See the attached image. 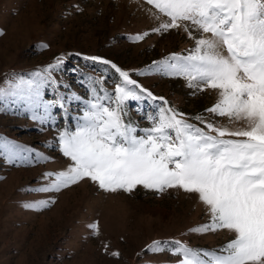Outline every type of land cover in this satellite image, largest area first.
<instances>
[{"label":"snow or ice","instance_id":"6c2138e0","mask_svg":"<svg viewBox=\"0 0 264 264\" xmlns=\"http://www.w3.org/2000/svg\"><path fill=\"white\" fill-rule=\"evenodd\" d=\"M159 22L151 32L182 31L193 41L187 54L171 53L153 61L147 72L181 77L193 95L214 91L215 103L206 113L227 118L217 124L203 115L190 122L186 115L155 97L130 72L110 60L86 57L108 66L118 82L104 87L110 77H90V96L81 98L59 90L45 99L48 86H61L52 73L63 56L29 74L12 73L0 83V111L19 108L40 124L56 125L55 109L65 120L68 105L82 107L74 125L57 130L55 141L67 165L42 174L32 191L59 193L88 180L105 192L132 193L138 186L162 193L181 189L205 205L209 222L190 229L196 233L233 234L216 250L194 249L178 239L154 240L148 250L168 251L175 264H264V0H146ZM164 17V19H162ZM0 34H3L0 31ZM149 32L132 37L141 41ZM47 48V44L42 45ZM159 102L146 115L149 127L126 119L127 105ZM0 139V157L24 164L50 160L43 153ZM55 198L26 201V209L41 211ZM93 235L99 225H88ZM107 250V245H105ZM111 255L119 256V252Z\"/></svg>","mask_w":264,"mask_h":264},{"label":"rangeland","instance_id":"374dc122","mask_svg":"<svg viewBox=\"0 0 264 264\" xmlns=\"http://www.w3.org/2000/svg\"><path fill=\"white\" fill-rule=\"evenodd\" d=\"M150 7L146 0H0V83L12 73L29 74L63 56L62 65L52 73L61 86L46 87L45 99H54L57 90L87 99L90 77H110L104 83L109 90L118 82L111 69L105 71L108 66L86 59L98 56L129 71L132 79L155 97H163L190 122L202 127L193 118L203 115L227 124V118L205 112L215 103L216 92L193 95L181 77L138 74L147 72L153 61L174 52L187 54L193 47L182 31L151 32L160 21L150 14ZM144 32L150 34L143 40L132 39ZM158 105L142 103L140 112L130 102L126 119L149 127L146 115ZM67 107V120L55 109V126L40 124L19 108L0 111V139L28 147L33 158L36 153L52 158L12 164L0 157V264H175L178 257L149 251L148 245L178 239L194 249L216 250L233 238L228 231H190L210 217L196 195L181 189L158 193L138 186L132 193H109L85 180L59 193L32 191L45 183L43 173L67 165L55 137L66 123L74 125L72 117L82 105L73 102ZM49 197L56 202L44 210L22 206ZM94 222L98 235L88 227Z\"/></svg>","mask_w":264,"mask_h":264}]
</instances>
